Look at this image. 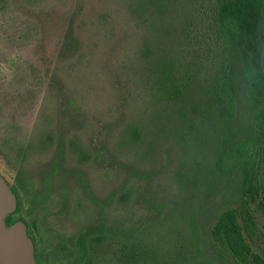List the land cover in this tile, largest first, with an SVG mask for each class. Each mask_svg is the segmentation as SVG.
<instances>
[{
  "label": "rangeland",
  "instance_id": "obj_1",
  "mask_svg": "<svg viewBox=\"0 0 264 264\" xmlns=\"http://www.w3.org/2000/svg\"><path fill=\"white\" fill-rule=\"evenodd\" d=\"M191 6L0 0V181L32 245L70 252L46 264H117L134 240L210 258L216 215L244 201L183 86ZM247 202L264 259V210Z\"/></svg>",
  "mask_w": 264,
  "mask_h": 264
},
{
  "label": "trees",
  "instance_id": "obj_2",
  "mask_svg": "<svg viewBox=\"0 0 264 264\" xmlns=\"http://www.w3.org/2000/svg\"><path fill=\"white\" fill-rule=\"evenodd\" d=\"M187 26L183 86L197 98L203 128L214 131L213 169L221 171L225 161L234 168L244 201L216 215L209 234L210 258L199 252L165 253L134 240L123 242L117 264H264L246 239L255 227L247 200L264 210V0H192ZM15 184L24 191L21 182ZM43 194L32 196L29 212ZM16 219L12 213L4 218L7 226ZM27 228L31 237L36 225L31 222ZM45 246L38 240L33 244L36 264L60 262L70 254L53 258L56 254ZM82 264L92 262L85 258Z\"/></svg>",
  "mask_w": 264,
  "mask_h": 264
},
{
  "label": "water",
  "instance_id": "obj_3",
  "mask_svg": "<svg viewBox=\"0 0 264 264\" xmlns=\"http://www.w3.org/2000/svg\"><path fill=\"white\" fill-rule=\"evenodd\" d=\"M13 205V195L0 181V264H36L25 226L20 221L8 226L5 223L4 218Z\"/></svg>",
  "mask_w": 264,
  "mask_h": 264
}]
</instances>
